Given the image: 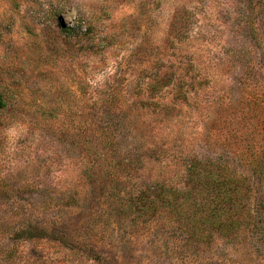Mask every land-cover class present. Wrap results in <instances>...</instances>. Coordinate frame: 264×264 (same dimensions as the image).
<instances>
[{"label":"rangeland","instance_id":"1","mask_svg":"<svg viewBox=\"0 0 264 264\" xmlns=\"http://www.w3.org/2000/svg\"><path fill=\"white\" fill-rule=\"evenodd\" d=\"M0 94V264H264V0H0ZM194 159L235 233L129 209Z\"/></svg>","mask_w":264,"mask_h":264},{"label":"trees","instance_id":"2","mask_svg":"<svg viewBox=\"0 0 264 264\" xmlns=\"http://www.w3.org/2000/svg\"><path fill=\"white\" fill-rule=\"evenodd\" d=\"M6 105L4 94H0V111ZM256 174L260 182L264 181V169ZM186 178V187L162 183L152 186L144 194H137L129 201V209L142 222L152 220L161 211H168L178 222L191 225L194 232L204 228L211 233L224 229L235 233L247 211L251 185L228 167L201 159L190 163ZM18 235L22 240L49 236L45 231L36 232L33 228L21 230Z\"/></svg>","mask_w":264,"mask_h":264}]
</instances>
